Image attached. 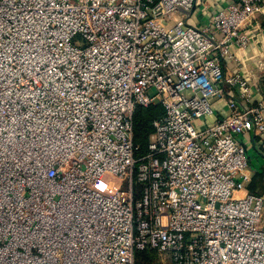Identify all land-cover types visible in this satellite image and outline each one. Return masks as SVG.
<instances>
[{"label":"built area","instance_id":"2783aa9c","mask_svg":"<svg viewBox=\"0 0 264 264\" xmlns=\"http://www.w3.org/2000/svg\"><path fill=\"white\" fill-rule=\"evenodd\" d=\"M195 2L0 0V264H264L244 146L264 145V100L244 107L224 62L261 33L262 3L196 27Z\"/></svg>","mask_w":264,"mask_h":264},{"label":"crops","instance_id":"0c3cea01","mask_svg":"<svg viewBox=\"0 0 264 264\" xmlns=\"http://www.w3.org/2000/svg\"><path fill=\"white\" fill-rule=\"evenodd\" d=\"M227 2L229 0H196L193 10L187 16V23L196 27L203 26L207 19L222 9ZM260 2L262 3V12L254 22L261 26V33L254 38L251 47L242 51L232 48L233 57L224 60L228 74L239 72L250 83V101L248 103L241 101L237 88L229 94L241 101L244 107L256 106L264 100V84L261 80L264 74V71L262 72L264 69V0H260ZM218 112L220 115L226 114L222 105L218 107ZM244 146L249 159L247 189L264 197V145L260 144L253 135H247L244 138Z\"/></svg>","mask_w":264,"mask_h":264},{"label":"trees","instance_id":"16d2710c","mask_svg":"<svg viewBox=\"0 0 264 264\" xmlns=\"http://www.w3.org/2000/svg\"><path fill=\"white\" fill-rule=\"evenodd\" d=\"M162 114L163 109L160 106H150L144 109L140 108L134 113L133 142L138 146L140 153L146 151L148 135L152 132L151 122ZM149 252L152 251H137L135 253V264H144L146 261L144 253L147 254Z\"/></svg>","mask_w":264,"mask_h":264},{"label":"rangeland","instance_id":"374dc122","mask_svg":"<svg viewBox=\"0 0 264 264\" xmlns=\"http://www.w3.org/2000/svg\"><path fill=\"white\" fill-rule=\"evenodd\" d=\"M144 255L146 256V261L144 264H166L165 262H161L157 252H149L147 254L144 253Z\"/></svg>","mask_w":264,"mask_h":264}]
</instances>
